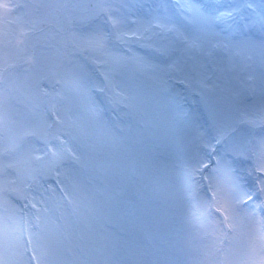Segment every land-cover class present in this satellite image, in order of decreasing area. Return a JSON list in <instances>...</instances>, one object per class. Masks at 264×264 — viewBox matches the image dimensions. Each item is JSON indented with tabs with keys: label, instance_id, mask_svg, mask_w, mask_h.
I'll use <instances>...</instances> for the list:
<instances>
[{
	"label": "snow or ice",
	"instance_id": "obj_1",
	"mask_svg": "<svg viewBox=\"0 0 264 264\" xmlns=\"http://www.w3.org/2000/svg\"><path fill=\"white\" fill-rule=\"evenodd\" d=\"M0 264H264V0H0Z\"/></svg>",
	"mask_w": 264,
	"mask_h": 264
},
{
	"label": "rangeland",
	"instance_id": "obj_2",
	"mask_svg": "<svg viewBox=\"0 0 264 264\" xmlns=\"http://www.w3.org/2000/svg\"><path fill=\"white\" fill-rule=\"evenodd\" d=\"M130 1H131V3H133L136 0H130ZM225 2L228 3V2H230V0H226ZM253 2L256 3V4H259V0H253ZM136 47L140 48L136 44L132 45V48H133L134 51H136L137 53H143L142 51H139L138 49H136ZM221 55L222 54H219V53L217 54L218 57H220ZM223 66L225 67L226 70L228 69L226 58H225V63H224ZM259 72H260V69H259L258 64L254 65L252 68L248 69V73L253 74V75H257L258 76ZM118 83H119V80H118ZM121 86H123V85H121ZM109 107H110V112H108V113L104 112V117L110 123L119 124V123L123 122L126 119L124 114H123V112L120 109H118V108L114 109L112 106H109Z\"/></svg>",
	"mask_w": 264,
	"mask_h": 264
}]
</instances>
